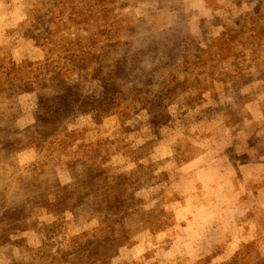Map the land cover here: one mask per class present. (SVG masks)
Here are the masks:
<instances>
[{
    "label": "rangeland",
    "instance_id": "rangeland-1",
    "mask_svg": "<svg viewBox=\"0 0 264 264\" xmlns=\"http://www.w3.org/2000/svg\"><path fill=\"white\" fill-rule=\"evenodd\" d=\"M0 264H264V0H0Z\"/></svg>",
    "mask_w": 264,
    "mask_h": 264
}]
</instances>
